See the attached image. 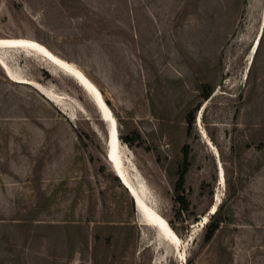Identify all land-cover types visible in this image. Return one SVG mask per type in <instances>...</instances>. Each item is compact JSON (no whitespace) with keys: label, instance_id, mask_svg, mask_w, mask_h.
<instances>
[{"label":"rangeland","instance_id":"rangeland-1","mask_svg":"<svg viewBox=\"0 0 264 264\" xmlns=\"http://www.w3.org/2000/svg\"><path fill=\"white\" fill-rule=\"evenodd\" d=\"M0 38L41 42L99 88L183 244L142 223L83 87L7 50L22 80L0 64V264H264V0H0ZM185 145L187 211L174 201Z\"/></svg>","mask_w":264,"mask_h":264},{"label":"bare ground","instance_id":"bare-ground-1","mask_svg":"<svg viewBox=\"0 0 264 264\" xmlns=\"http://www.w3.org/2000/svg\"><path fill=\"white\" fill-rule=\"evenodd\" d=\"M19 41L24 42L27 45H29V47H31V52H27L26 50H22V51L29 53V54H35V55L42 56L44 59L47 60V62L55 66V68L61 70L62 72L68 74L73 79H75L77 83L81 85L83 89L92 97L99 111L100 110L103 111V114L106 117L105 119L107 120V123H109V128L112 127V130H113L112 132L113 138H112V145H111V160H109V162H111L113 169H115L114 166L116 167V169L114 170L116 175H123L125 177L126 172H127L130 178V181H131L129 182L132 187L131 191H133V186L137 185V183L143 185V194L145 197L142 195L136 196V205L138 206L139 209H141L147 215L152 216L155 220L160 222L164 230V236L166 237V238H161V239L171 244L175 248L176 251L181 253L182 251L181 249L183 246L181 238L172 228L169 221L162 214H160L159 211L150 202L147 201L148 191H147V184L145 180L143 179L140 181L138 178H136V176L139 174L138 168L131 161L132 159L130 157L123 155V151H122L123 143H121V139L119 137L117 120L112 110L110 109L108 104L105 102L103 95L101 91L99 90V88L75 64L59 57L41 42L30 39V38H21ZM4 60H5L4 56L0 55V64L3 65V68L8 73L9 77L15 79L16 81H18V79L22 80L21 77H18L14 74V71H12L11 67L8 65L7 62H4ZM37 86L39 87V89H41L39 85ZM41 90L47 96L51 97L49 92L44 91L43 88ZM52 99L56 101V98L54 99L53 95H52ZM100 113L102 112L100 111ZM115 127L117 128V131H118L117 135H116ZM107 140H108V137H107ZM107 147L109 148L108 144H107ZM107 152H108V149H107ZM126 158H127V162H125L124 160ZM126 181H128L127 178H126ZM130 194L132 196L133 192H131ZM139 216L141 217L140 214ZM156 237L159 240V236L157 235Z\"/></svg>","mask_w":264,"mask_h":264},{"label":"trees","instance_id":"trees-1","mask_svg":"<svg viewBox=\"0 0 264 264\" xmlns=\"http://www.w3.org/2000/svg\"><path fill=\"white\" fill-rule=\"evenodd\" d=\"M213 92L212 88H206L205 86L201 88V96L203 100L209 99ZM107 104H110L107 101ZM196 111L197 109L193 110L189 114V126H192V124L195 121L196 117ZM120 139L129 145L132 144L131 138L125 136L124 134L120 135ZM183 153L184 157L181 160V162L178 165L177 169V179L174 184V201L175 204L178 205L179 210H189L190 208V202L187 198L186 195V180H187V175L190 169V147L189 145H185L183 147ZM116 180L120 181L119 178L115 177ZM226 222V219L223 217V206L218 208L210 217V222L208 223L207 226V234H206V240L210 241L213 239V237L216 235V233L222 228L223 223ZM170 225L174 230L175 227L172 225V222L169 221Z\"/></svg>","mask_w":264,"mask_h":264},{"label":"water","instance_id":"water-1","mask_svg":"<svg viewBox=\"0 0 264 264\" xmlns=\"http://www.w3.org/2000/svg\"><path fill=\"white\" fill-rule=\"evenodd\" d=\"M20 39L21 38H1L0 39V55L4 56L2 51H7V50H26L27 52H31V47H29V45H27L26 43L19 41ZM4 62H6V60H4ZM100 111L102 112L101 116H102V119L104 120L106 117L103 114V111L102 110H100ZM104 121L107 123L106 119ZM115 129H116V135H117V132H118L117 128L115 127ZM107 132H108L107 133L108 134L107 144L109 146L107 156H108V159L111 160V145H112V138H113V135H112L113 130H112V127L109 128V123H107ZM117 138H118V136H117ZM114 168L116 169L115 166H114ZM117 177L120 179L121 183L129 190L130 193L133 192L132 196L135 200V205H136V196H139V195L144 196L143 185L137 183V185L133 186V191H131L132 187L129 183L131 181H130V178H129L127 172H126L125 177L128 179V181H126V178L123 175H117ZM136 178H138L140 181L143 180V177L140 173L136 176ZM136 210H137L138 214L141 215V220H142V223L144 225H147V226L154 228L157 231V235L159 237L166 238L164 236L163 227L159 221L155 220L152 216L147 215L145 212H143L141 209H139L137 205H136ZM216 210H217V208L215 207L214 212Z\"/></svg>","mask_w":264,"mask_h":264}]
</instances>
